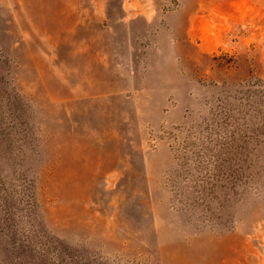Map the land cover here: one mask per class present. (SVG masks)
<instances>
[{"label":"rangeland","instance_id":"rangeland-1","mask_svg":"<svg viewBox=\"0 0 264 264\" xmlns=\"http://www.w3.org/2000/svg\"><path fill=\"white\" fill-rule=\"evenodd\" d=\"M0 264H264V0H0Z\"/></svg>","mask_w":264,"mask_h":264}]
</instances>
